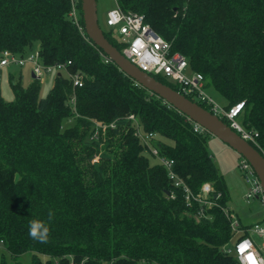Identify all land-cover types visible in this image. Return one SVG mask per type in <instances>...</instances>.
Here are the masks:
<instances>
[{"label": "trees", "instance_id": "1", "mask_svg": "<svg viewBox=\"0 0 264 264\" xmlns=\"http://www.w3.org/2000/svg\"><path fill=\"white\" fill-rule=\"evenodd\" d=\"M115 1L186 56L205 88L226 98L224 108L245 101L241 124L258 133L250 143L264 155V0ZM76 5L81 13V0ZM71 9L72 0H0V53L24 55L37 45L45 65L67 64L45 97L40 79L24 87L21 73L18 80L10 73L14 100L0 89V264H240L226 250L235 237L231 196L207 149L210 133L196 132L186 115L105 62ZM103 30L123 52L113 30ZM76 72L82 86L70 77ZM130 115L155 134L153 146L194 194L212 186L216 204L205 216L198 201L187 205ZM33 219L47 223V243L29 237Z\"/></svg>", "mask_w": 264, "mask_h": 264}, {"label": "built area", "instance_id": "2", "mask_svg": "<svg viewBox=\"0 0 264 264\" xmlns=\"http://www.w3.org/2000/svg\"><path fill=\"white\" fill-rule=\"evenodd\" d=\"M81 13L76 5V0H72V9L69 16L75 25L81 31H84L85 28L81 23ZM105 22L108 28L113 30L114 35L117 34L120 41L124 43L123 53L132 63L153 76L161 75L171 82L178 84L180 87L179 92L187 97L188 95H192L198 101L206 102L211 106L212 113L221 118H227L229 125L243 138L255 142L258 133L247 130L238 120L244 109L245 101H239L228 109L216 104L205 91L204 76L200 72L192 71L188 58L179 52H173L171 42L160 36L145 21L142 14L133 11L125 12L116 5L107 11ZM102 54L105 62H113L107 54L104 52ZM27 63L32 65V74L39 79L46 74L67 69V64L65 63L45 65L41 60L39 50L30 51L24 55H19L10 50H4L0 53V69L10 65L24 66ZM70 77L73 80L74 86L83 85V75L81 73L70 74ZM129 118L135 121L136 134L140 137L141 141L168 168L170 178L174 181L175 185L183 187L187 205H191L193 201H198L201 204V208L197 215L198 217L205 216V210L210 209L216 204L211 198L212 186L209 183H205L201 192L194 194L189 186L172 169L173 161L162 157L158 149L153 146L151 141L155 134L144 132L134 115H130ZM192 122L196 132L205 131L201 125L194 121ZM111 126H114V123ZM103 128L106 129V126H103ZM239 165L245 171V176L251 184L246 193L247 201L255 198L264 204L263 188L255 170L248 160L242 156ZM226 214L231 220L233 232L235 235L237 234L233 247L229 246L226 249L227 252L234 254L240 264H264V241L260 244L251 236L255 234L264 237V223L259 221L249 227L243 228L238 217L233 212L227 211ZM245 232H248V235L242 236Z\"/></svg>", "mask_w": 264, "mask_h": 264}, {"label": "water", "instance_id": "3", "mask_svg": "<svg viewBox=\"0 0 264 264\" xmlns=\"http://www.w3.org/2000/svg\"><path fill=\"white\" fill-rule=\"evenodd\" d=\"M81 12L86 34L112 59L115 65L138 84L163 98L190 120L201 125L210 134L228 144L240 156L248 160L261 182L264 193V155L250 141L243 138L220 116L132 63L106 37L99 22L98 0H81ZM32 76L35 77L34 74Z\"/></svg>", "mask_w": 264, "mask_h": 264}, {"label": "rangeland", "instance_id": "4", "mask_svg": "<svg viewBox=\"0 0 264 264\" xmlns=\"http://www.w3.org/2000/svg\"><path fill=\"white\" fill-rule=\"evenodd\" d=\"M116 6L115 0H98V15L99 22L102 28H108L106 25V14L107 11ZM116 38L119 36L115 34ZM37 48V45H35ZM33 49L36 51L37 49ZM32 65L27 63L24 66L10 65L0 69V89L2 96L7 101L14 100V91L10 81V73H15V80L19 79L20 73L22 74L21 81L24 87H27L32 81L31 74ZM56 73H50L42 76L40 78V96L45 97L48 95L50 89L53 86ZM206 93L211 96L212 100L221 107H224L227 103L226 98L218 91L214 86H209L205 88ZM239 122L241 123V117H239ZM72 125L74 121L67 122ZM206 146L209 153L213 156L214 162L218 167L219 171L223 174L227 186L230 190V206L235 215H239L241 220L244 222H255L260 220L264 223V204L259 199H251L249 204L246 200V193L251 184L245 176V171L240 167L241 156L231 148L228 144L210 134L206 139ZM151 161H157V158L150 155ZM253 239L258 241L260 244L264 241V237L258 235H251ZM237 234L229 243L230 247H233L234 241ZM2 247H0V252ZM7 252V251H6ZM7 258H8V253ZM24 262L30 261V255L28 253L21 256ZM138 264H148L146 261L141 260Z\"/></svg>", "mask_w": 264, "mask_h": 264}, {"label": "clouds", "instance_id": "5", "mask_svg": "<svg viewBox=\"0 0 264 264\" xmlns=\"http://www.w3.org/2000/svg\"><path fill=\"white\" fill-rule=\"evenodd\" d=\"M53 213L49 211L48 219L51 220ZM50 236V229L46 222L40 220H30L29 221V237L40 243H47Z\"/></svg>", "mask_w": 264, "mask_h": 264}, {"label": "crops", "instance_id": "6", "mask_svg": "<svg viewBox=\"0 0 264 264\" xmlns=\"http://www.w3.org/2000/svg\"><path fill=\"white\" fill-rule=\"evenodd\" d=\"M31 74H32V71H31ZM33 76H32V80H33ZM229 189V188H228ZM229 192H230V190H229ZM246 198V197H245ZM247 200V199H246ZM249 204H252L251 203V201H247ZM231 207V206H230ZM231 209H232V207H231ZM233 211V210H232ZM234 213V212H233ZM237 217H238V219H239V221H240V223H241V226L244 228V227H247V226H250V225H252L253 223H255V222H259L260 220H257V221H255V222H244V221H242L241 220V218H240V216L239 215H236Z\"/></svg>", "mask_w": 264, "mask_h": 264}]
</instances>
